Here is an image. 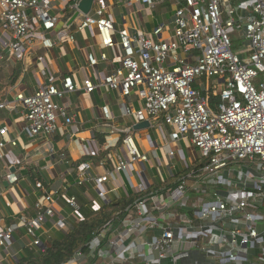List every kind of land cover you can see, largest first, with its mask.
Returning <instances> with one entry per match:
<instances>
[{"label": "built area", "instance_id": "2783aa9c", "mask_svg": "<svg viewBox=\"0 0 264 264\" xmlns=\"http://www.w3.org/2000/svg\"><path fill=\"white\" fill-rule=\"evenodd\" d=\"M81 1L72 0L71 9L78 12ZM124 2L129 7L142 6L152 16L157 13L161 22L151 33L128 26L117 31L104 8L96 16L81 14L77 29L96 27L104 48H115L113 35L119 36L121 66L100 86L119 92L124 99L135 94L140 108L123 105L124 117H133L135 124L161 121L170 128L172 143L189 142L200 157L177 185L150 190L154 185L145 180L150 156L140 149L133 128L123 131L124 153L112 171L106 169V162L71 168L60 153L59 163L69 170L50 190L36 182L40 195L34 215L21 214L12 222L0 216V249L14 264L13 246L20 230L33 249L44 246L42 237L51 229L67 232L74 224L63 216L61 201L78 223V196L70 189L86 187L84 197L94 208L96 199L87 188L94 184L102 202L96 210L114 198L133 196L135 200L111 208L112 218L93 233L87 251H77L62 264H198L191 262L194 254L208 264H264V0ZM52 10L51 0H0V22L11 36L7 49L18 62L30 58L36 43L45 49L58 44L49 37L59 22ZM62 34L75 43L74 36ZM87 58L96 67L108 57L101 54L99 60L92 52ZM83 88L90 94L97 87L87 79ZM76 89L69 76L61 88L50 84L29 96L18 94L13 102L1 103L0 110L21 108L24 133L29 139L45 140L54 158L52 139L60 122L79 131L75 118L56 99ZM213 97L220 99L217 109L212 106ZM102 111L111 120L110 108L104 106ZM117 132L112 129L113 134ZM7 135V127L0 123V136ZM9 144L17 147L15 140L0 142V160L5 159L3 149ZM87 153L93 155L90 150ZM167 153L172 164L176 153L170 149ZM236 164L242 170L235 171ZM132 165L137 166L141 182L131 175ZM113 173L126 177L123 196L111 197L119 189L108 186ZM6 180L15 184L19 179L9 173ZM48 224L52 228L43 231Z\"/></svg>", "mask_w": 264, "mask_h": 264}, {"label": "crops", "instance_id": "0c3cea01", "mask_svg": "<svg viewBox=\"0 0 264 264\" xmlns=\"http://www.w3.org/2000/svg\"><path fill=\"white\" fill-rule=\"evenodd\" d=\"M51 2L52 13L58 17L59 22L56 30L49 34V37L57 41L58 44L52 49H45L36 43L33 46L32 55L25 63L18 62L7 49V43L11 40V36L5 32L2 22H0L2 84L6 85L9 82L14 71L20 72L15 85L10 87H1L2 85H0V104L13 102L18 94L32 95L50 84H56L61 88L62 80L71 76L77 89L67 94L63 99H56V102L60 107H65L69 115L75 118L79 131L74 132L71 127L64 126L60 122L59 130L52 139L57 152V156L53 158L49 155V148L45 140L29 139L24 133L26 121L21 108L9 106L7 109L0 110V123L8 129V135L4 138L0 136V142L3 140L8 143L12 140L17 141V147L13 148L9 144L3 149L5 159L0 160V216L8 218L9 222L21 214L34 215V204L40 195L35 187L36 182L45 183L44 179L50 188L61 181L70 165L59 163L60 153H64L67 160L70 159L72 162H78L88 156L87 150H90L93 155L107 154V160L111 165L108 170L112 171L118 156L124 153L121 143L123 131L134 129L136 125L133 117L123 116L122 107L123 105H132L136 110L140 108V102L135 94L124 99L119 92L110 91L100 86V82L107 75L115 72L121 66L118 33L113 35L115 48H104L96 27L79 31L77 28L81 15L72 22L76 14L75 12L71 16L72 0H51ZM101 8L106 9V17H111L114 20L117 31L128 26L140 27L144 32L151 33L161 22L157 13L152 16L149 10L136 4L129 7L125 5L124 0L95 2L89 15L96 16V11ZM62 31L74 36L75 43L67 40L61 41ZM92 52L97 55L99 60L101 54H106L108 58L106 61L100 60L96 67H91L87 57ZM87 79L97 87L90 94L83 88V82ZM104 106L110 108L111 120L105 119L102 111ZM112 129H116L118 132L113 134ZM152 129L154 133H151ZM169 133L170 128L159 121L157 125L152 122L149 129L135 131V136L140 149L149 154L150 161L147 164H151L152 167L155 162H158L159 165H168L167 152L169 149L176 153L172 162L177 160L179 163H184L180 152L188 155L191 163H184L180 175L188 170L192 162L200 157V154L189 142L172 143ZM169 168L168 180L171 179L174 183L178 182L179 178L176 176L179 175H175L172 168L170 166ZM31 169L33 171L31 174L36 176L35 181L31 180V175L28 173ZM9 173L18 177L17 183L10 184L6 180ZM146 174L150 184L154 185L147 173V167ZM69 179L73 181L76 176ZM125 180L126 177L123 174L113 173L108 186L111 189H119L111 194L112 198L124 195L121 185ZM14 253L16 254V252ZM192 261L198 264H208L207 259L197 254L193 255ZM0 264H11L6 252L1 249ZM180 264H189V261Z\"/></svg>", "mask_w": 264, "mask_h": 264}, {"label": "trees", "instance_id": "16d2710c", "mask_svg": "<svg viewBox=\"0 0 264 264\" xmlns=\"http://www.w3.org/2000/svg\"><path fill=\"white\" fill-rule=\"evenodd\" d=\"M75 12V10H72L71 16H73ZM1 72L2 71L0 69V85H2L1 87H10L15 85L20 76L19 71H14L13 75H11L9 79V82L4 85L1 81ZM219 104L220 99L218 97H213L212 106L214 107V109H217ZM123 137L124 135L122 134V138ZM102 162H106L107 169L111 168L110 162L109 160H107V154L103 153L100 155L86 156L78 162H72L69 159L71 168H77L78 166L85 165L87 163L99 166ZM198 167L199 165L194 166L195 169H197ZM32 172L33 171L31 169L28 173L29 175H31V180L35 181L36 176L34 174H31ZM184 173L176 177L180 179L184 175ZM40 180H42V177H40ZM43 181L45 182L44 184L46 185L47 189L50 190L48 182L44 179ZM177 183L178 182L174 183V181L170 179L162 186H150V190H162L164 188L166 189L177 185ZM85 190L86 187L82 189H70L71 194H76L78 196V202L80 205L79 222L71 226L67 232H60L56 234V236L50 237L49 239L45 240V247L33 249L30 248L29 245L23 246L19 253H16L14 264H62L70 260L77 251H87V245L91 241L93 233L112 218L113 212H110L111 208L119 205H128L135 200V197L133 196L114 198L110 204L103 206L100 210H96L93 208L92 203L90 204L84 197ZM90 206H92V208H90ZM18 234L19 238H24L23 230H20Z\"/></svg>", "mask_w": 264, "mask_h": 264}, {"label": "rangeland", "instance_id": "374dc122", "mask_svg": "<svg viewBox=\"0 0 264 264\" xmlns=\"http://www.w3.org/2000/svg\"><path fill=\"white\" fill-rule=\"evenodd\" d=\"M168 18H169V15H168ZM60 37H61V41L66 40L65 34H61ZM232 38H235V35H232ZM153 122H154V125H157V122L155 120H153ZM152 132L154 133L153 129L151 130V133ZM186 153L188 154L187 151H186ZM198 153L200 154L199 151H198ZM180 157L184 163H186V164L191 163L188 155H184L180 152ZM184 163H179L177 160H175L172 164L169 161L167 166L161 165V164L159 165L158 162H155L153 167L151 166V164H147V166H146L147 167V173H148L149 177L152 179V181L154 182V186L159 187V186L164 185V183L168 181V177L170 175L169 166L172 168L173 173L175 175H179V173H181V171L184 167ZM233 167H234L235 171L242 170V165H240V164L233 165ZM129 170H130L131 175L134 176L135 179H137V182H141V178L138 176L139 174H138L137 166L132 165V166H130ZM87 188L91 191L92 196L96 199V204L94 205V209L99 208V206L102 202L98 199V197L94 191V184H88ZM61 206L63 208V216L67 217L71 223L75 224L76 218L73 216V211L70 210L69 208H67L65 206V203L62 201H61ZM90 208H92V206H90ZM186 212H189V209L186 210ZM51 228H52V224H48L43 231H48ZM43 231H38V235H42ZM58 233H60V232H57V230H55V229H51L49 234L43 235L42 238L44 240H46L49 237L56 236V234H58ZM29 243H30V239L28 237L24 236V238H19V234L17 233L16 234V243L13 246L14 252L19 253V251L22 249V247L28 245ZM2 251H4V250H2Z\"/></svg>", "mask_w": 264, "mask_h": 264}, {"label": "water", "instance_id": "95a60500", "mask_svg": "<svg viewBox=\"0 0 264 264\" xmlns=\"http://www.w3.org/2000/svg\"><path fill=\"white\" fill-rule=\"evenodd\" d=\"M93 3H94V0H83L81 1V3L79 4V11L76 12L75 16L73 17L72 19V22L74 20H76L81 14L83 15H88L93 7ZM151 127V123L150 121H144V122H141V123H138L134 126V130L135 131H141V130H146V129H149ZM145 180L146 182L149 184V180L147 178V176L145 175ZM45 247V246H43Z\"/></svg>", "mask_w": 264, "mask_h": 264}]
</instances>
